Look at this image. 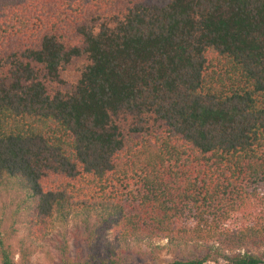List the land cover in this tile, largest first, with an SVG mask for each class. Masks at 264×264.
<instances>
[{
    "label": "trees",
    "instance_id": "1",
    "mask_svg": "<svg viewBox=\"0 0 264 264\" xmlns=\"http://www.w3.org/2000/svg\"><path fill=\"white\" fill-rule=\"evenodd\" d=\"M2 192L0 264H264V0H0Z\"/></svg>",
    "mask_w": 264,
    "mask_h": 264
},
{
    "label": "rangeland",
    "instance_id": "2",
    "mask_svg": "<svg viewBox=\"0 0 264 264\" xmlns=\"http://www.w3.org/2000/svg\"><path fill=\"white\" fill-rule=\"evenodd\" d=\"M8 195L9 194L6 192L0 193V204L3 199L8 197ZM243 221L244 218L241 214L234 213L227 221L226 226L235 227ZM74 227L73 222H69L65 227L59 222H55L43 239L33 242V253L29 258L28 264H57L59 262L58 245L63 238H66L68 241L69 254L75 256L78 243L75 241L76 236L73 234V230L77 229ZM25 233V227L24 225H21L16 238L12 241L16 250L18 239L23 237ZM62 235H64V237ZM102 239L108 240L113 246L117 245V241H115L108 233H106ZM139 247L143 254L138 255L133 251H127L123 256L122 264H163L177 255H202V247H197L194 243L177 247L175 245H169L166 240H143L139 243ZM81 252L82 256H85L84 247ZM99 255L102 256L103 253ZM13 258L14 261H16V264H19L20 257L17 252Z\"/></svg>",
    "mask_w": 264,
    "mask_h": 264
}]
</instances>
